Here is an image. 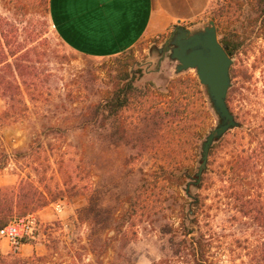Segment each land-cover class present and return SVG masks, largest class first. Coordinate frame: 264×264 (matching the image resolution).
Masks as SVG:
<instances>
[{
  "label": "rangeland",
  "instance_id": "obj_1",
  "mask_svg": "<svg viewBox=\"0 0 264 264\" xmlns=\"http://www.w3.org/2000/svg\"><path fill=\"white\" fill-rule=\"evenodd\" d=\"M0 15L18 31L20 42L28 48L37 47L32 59L37 62L40 80L39 88L31 94L21 82V93L14 89L9 99L0 93V191L17 188L25 181L49 200L47 207L28 213L38 216L31 240L39 250L30 256L29 249L14 253L9 242L0 238L3 254L18 260L48 256V264H97L89 243L94 232L79 219L93 200L111 226L101 235L104 241L110 240L102 264H193L190 253H182V259L176 256V244L171 241L179 243L180 239L174 238L175 233L164 232L180 226L198 191L191 187L192 196H188L190 181L178 187L175 176L162 171L185 174L199 159V151L191 156L192 138H198L202 153L203 142L217 128L219 120L207 93L208 103L190 89L189 122L158 135L169 143L165 149L158 138L147 143L139 139L103 142L102 131L81 125L87 106L112 92L126 69L141 70L136 86L164 94L165 98H158L162 102L170 100L172 81L198 79L194 70L176 74L177 64L163 51L174 33L144 40L132 53L88 58L60 40L49 10L40 0H0ZM210 21L216 22L220 40L237 46L229 93L232 112L245 129L264 125V0H213L205 20L191 31ZM161 107L166 108V103ZM7 109L9 116L4 117ZM137 114L128 111L125 118L135 120ZM106 130L105 135L113 136V121ZM222 180L213 176L212 189L202 192L213 207L208 219L211 225L203 228L207 236H213L211 258L217 264H264V256L259 254L264 228L238 215L233 206H217ZM144 184L155 188V207L153 203L149 211L137 207L132 215L128 199ZM56 204L62 206V212L55 211Z\"/></svg>",
  "mask_w": 264,
  "mask_h": 264
},
{
  "label": "trees",
  "instance_id": "obj_2",
  "mask_svg": "<svg viewBox=\"0 0 264 264\" xmlns=\"http://www.w3.org/2000/svg\"><path fill=\"white\" fill-rule=\"evenodd\" d=\"M49 10V0H40ZM230 57H234L237 46L220 40ZM37 47L28 48L18 38V31L10 22L0 15V93L9 99V93L14 89L22 92L21 84L26 88L28 94L32 89L39 88V71L37 62L32 59V54ZM132 53V50L128 51ZM126 52V53H128ZM113 58V57H112ZM120 59L117 58L116 62ZM143 75L141 70L129 71L126 69L118 78L112 92L106 93L95 103H90L84 110V119L81 122L84 129L87 126L97 128L102 131L100 139L103 142L114 139L115 141H138L149 142L158 138V144L165 149L169 143L159 137L160 132L171 128H179L189 122L190 104L187 103L190 96V89L201 95L206 100V91L196 78H178L170 84V100L162 102L159 97L164 94L155 89L143 91L136 84L139 76ZM84 91L89 87L85 85ZM231 98V97H230ZM166 103L167 107L161 105ZM206 103L208 101L206 100ZM135 111L137 118L134 120L125 118V113ZM4 117L9 116L7 109ZM113 121L115 132L113 136L105 135L109 122ZM229 138L226 139V137ZM216 146L210 154L207 170L204 172L202 181L195 186L197 173L201 166V148L197 143L198 138L191 137V156H195L199 151V159L194 162L185 174L170 173L163 169L164 175H174L177 186L181 187L189 182L198 192L194 194L188 203L181 224L176 230H165L164 233H175L174 238H179L176 244V256L182 259L183 254L190 253L193 264H217L211 258V244L213 236L206 234L203 228L211 225L209 211L213 207L207 203V197L202 192L210 191L211 178L221 176L222 186L220 194L216 197L217 206L231 208L238 211V215L250 218L264 228V125L245 129L241 124L239 129L229 132ZM180 140H178V145ZM193 159V158H191ZM196 163V164H195ZM172 177V176H171ZM188 184V185H189ZM153 186L144 184L140 186L137 193L128 199L130 211L135 214L137 207L149 211L155 207L153 196ZM188 196H192L189 190ZM160 201V200H157ZM49 205V200L40 194L36 186L22 181L19 187L0 191V230L8 226L17 217H26L28 213L40 210ZM100 204H94L90 200L89 205L80 213V221L88 224L94 234L89 238L90 252L95 256L96 263L102 264L101 259L108 254L110 240L102 238V233L111 230L108 218L99 213ZM103 218V219H102ZM98 228V229H96ZM173 231V232H172ZM24 245H34L31 239L23 240ZM259 254L264 256V242L259 246ZM183 253V254H182ZM185 254V255H186ZM50 257H35L28 259H16L13 255L5 256L0 252V264H48Z\"/></svg>",
  "mask_w": 264,
  "mask_h": 264
},
{
  "label": "crops",
  "instance_id": "obj_3",
  "mask_svg": "<svg viewBox=\"0 0 264 264\" xmlns=\"http://www.w3.org/2000/svg\"><path fill=\"white\" fill-rule=\"evenodd\" d=\"M213 0H49L50 22L60 40L88 58L122 55L144 40L189 30L205 20ZM39 250L24 245L20 251ZM43 255V247L40 249ZM0 251L4 253L3 244Z\"/></svg>",
  "mask_w": 264,
  "mask_h": 264
},
{
  "label": "water",
  "instance_id": "obj_4",
  "mask_svg": "<svg viewBox=\"0 0 264 264\" xmlns=\"http://www.w3.org/2000/svg\"><path fill=\"white\" fill-rule=\"evenodd\" d=\"M167 46L168 48L163 51L169 53L170 59L177 64L176 74L189 70L196 72L199 83L205 88L208 101L219 120L217 128L202 144L201 166L196 176L197 181L193 183L197 186L208 168L213 147L229 132L241 127L229 104L234 59L221 43L215 21H210L204 28L196 31L178 26ZM191 186L190 183L188 191Z\"/></svg>",
  "mask_w": 264,
  "mask_h": 264
},
{
  "label": "built area",
  "instance_id": "obj_5",
  "mask_svg": "<svg viewBox=\"0 0 264 264\" xmlns=\"http://www.w3.org/2000/svg\"><path fill=\"white\" fill-rule=\"evenodd\" d=\"M62 210V206L56 204L55 211L60 213ZM38 224L37 214L16 218L8 226L0 230V238L7 240L12 252L17 253L24 246L23 240L33 238Z\"/></svg>",
  "mask_w": 264,
  "mask_h": 264
},
{
  "label": "flooded vegetation",
  "instance_id": "obj_6",
  "mask_svg": "<svg viewBox=\"0 0 264 264\" xmlns=\"http://www.w3.org/2000/svg\"><path fill=\"white\" fill-rule=\"evenodd\" d=\"M165 48H168L167 44H166Z\"/></svg>",
  "mask_w": 264,
  "mask_h": 264
}]
</instances>
